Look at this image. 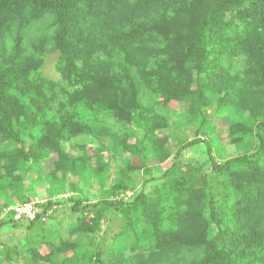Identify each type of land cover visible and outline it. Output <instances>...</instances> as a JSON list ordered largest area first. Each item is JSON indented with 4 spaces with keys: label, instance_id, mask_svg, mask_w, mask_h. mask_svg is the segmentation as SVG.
<instances>
[{
    "label": "trees",
    "instance_id": "obj_1",
    "mask_svg": "<svg viewBox=\"0 0 264 264\" xmlns=\"http://www.w3.org/2000/svg\"><path fill=\"white\" fill-rule=\"evenodd\" d=\"M51 51L59 80L42 72ZM173 102L193 139L172 131ZM211 117L238 155L214 156ZM200 145L204 161L181 159ZM107 151L127 173L111 184ZM43 184L61 198L29 227L69 204L77 242L30 249L37 262L264 264V0H0V229Z\"/></svg>",
    "mask_w": 264,
    "mask_h": 264
},
{
    "label": "rangeland",
    "instance_id": "obj_2",
    "mask_svg": "<svg viewBox=\"0 0 264 264\" xmlns=\"http://www.w3.org/2000/svg\"><path fill=\"white\" fill-rule=\"evenodd\" d=\"M49 48V47H48ZM58 57L57 52H50L46 55V62L42 69V72L45 76L48 78H51L53 80H59L60 76L58 75L55 63ZM170 110V115L172 116L171 119V126L172 131L175 134L182 135L186 140L193 139V128L185 129V121L183 114L186 113L188 109L187 104L182 103H171L168 107ZM212 116L213 114L210 113ZM210 124L212 125V128L209 130V133H212L211 138H207V140L210 142L214 149V156L220 161V157L216 151L215 144H219V151H221V154L225 156L224 158H229L238 155V151L235 149L234 146L230 144L229 140V132H228V121L225 118H218V117H211ZM114 130L117 132H122L121 128L114 127ZM80 140V139H79ZM217 141L218 143H215L214 141ZM134 138L130 139V142H134ZM182 140L180 143H171L170 149L173 153H176L177 149L181 145ZM101 144H105L106 147L108 145V138H102ZM203 147L197 146L194 149L188 150L184 152V154L181 156V159L188 164H196L198 162L204 161L205 155L203 153ZM88 152L89 155H96L98 152L92 145L88 146ZM79 154V152L73 150V154ZM105 161H109L110 163V181L108 184H111L113 179L116 177H122L124 178L127 173L126 170L122 169L120 163H117L113 160L114 156H111L109 151L104 153ZM56 159V156H53L50 160L45 161L43 163V170L46 174V172L50 171L54 167V160ZM132 161V164L135 166H140L141 162L137 158H130ZM167 163L165 167L170 164ZM95 164V163H94ZM158 164L157 161L151 160L149 163V166L154 167ZM165 169V168H163ZM161 175L160 171H154L153 176L159 177ZM61 177V176H59ZM150 176L144 175V173H141V184L144 180H147ZM33 178L35 179L36 176L33 175ZM68 183L66 185V194L62 197H70L75 196L77 193L73 189H71L72 184L76 185V180L72 177L68 178ZM96 185V183H95ZM81 186V185H80ZM82 187V186H81ZM49 188L48 184H43L42 186L37 188V194L36 195H30V202L29 203H40L45 204L48 200L53 199H60L61 197H51L49 195ZM85 195H83L84 199H89L91 202H95L97 200L98 193L95 190L92 189H84ZM153 191H159V183H152L149 184L146 187V193L151 194ZM128 197L132 196V193L127 194ZM18 204V203H13ZM78 214H75L71 211V206L69 204L61 205L56 208L55 213L53 216L48 219L46 222L38 223L33 227H29V222L23 221L20 223H8L4 225L0 229V259L2 260L3 264H47L46 262H37L35 261L31 256V250L35 249L40 254L46 255L49 253V248L46 244V241H53L56 244H59L60 241H71L77 242V238L75 236L70 235V228L73 224L77 222ZM109 227L110 232L109 236H113L114 233L119 232L120 230V220L116 219L114 216L109 217ZM94 242H96V239H93ZM85 243H88L87 240H84ZM103 245V244H102ZM90 247V246H89ZM91 248V247H90ZM66 255L61 256V258H64ZM70 256V255H69Z\"/></svg>",
    "mask_w": 264,
    "mask_h": 264
},
{
    "label": "built area",
    "instance_id": "obj_3",
    "mask_svg": "<svg viewBox=\"0 0 264 264\" xmlns=\"http://www.w3.org/2000/svg\"><path fill=\"white\" fill-rule=\"evenodd\" d=\"M41 205L42 204L40 203L16 204L7 208L4 211L2 218L10 214L13 216V219L17 223L23 221L32 222L35 221L39 215L43 214V209L41 208ZM53 214V211H49L44 214L43 221L46 222L53 216Z\"/></svg>",
    "mask_w": 264,
    "mask_h": 264
}]
</instances>
